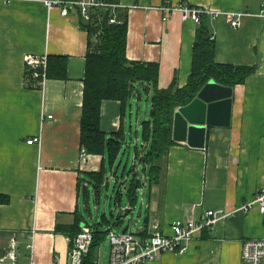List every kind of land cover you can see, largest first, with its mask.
<instances>
[{"label":"crops","instance_id":"obj_1","mask_svg":"<svg viewBox=\"0 0 264 264\" xmlns=\"http://www.w3.org/2000/svg\"><path fill=\"white\" fill-rule=\"evenodd\" d=\"M165 1L119 0L128 8L126 54L130 61L158 63L161 89L174 78L182 88L191 73L198 24L183 20L178 11L164 20ZM168 1L175 5L183 0ZM185 2L217 14L208 17L217 63L257 66V71L231 88V125L208 128L204 149L177 142L169 150L159 185L149 187L145 174L138 175V194L147 204L136 232L142 237L153 230L171 236L174 220L197 218L208 209H236L264 187V0ZM231 14H244L236 28ZM87 44L88 33L80 27L76 10L63 16L44 0H0V258L15 240L19 264H69L67 236L56 228L73 224L75 211L82 213L81 199L87 208L91 191L96 201L101 194L83 178L100 170L103 156H80ZM30 55L66 57L67 79L47 78L42 88H28ZM147 87L138 85L124 111L119 101L103 103L101 129L107 138L122 131L125 146H130L129 138L136 147L147 146L142 141V122L151 111ZM143 94L148 102L144 117L138 107L134 117ZM37 137L39 143H27ZM134 166L139 174L142 166L135 153ZM106 185L105 180L102 189ZM83 188L89 190L87 201ZM117 190L121 194L115 210L107 214L105 208L97 222L103 215L112 220L115 211L129 214L126 189ZM121 225L115 227L117 233L132 232L119 229ZM261 238L264 216L253 208L220 220L213 233L204 230L186 254L164 252L145 264H243V242Z\"/></svg>","mask_w":264,"mask_h":264},{"label":"trees","instance_id":"obj_2","mask_svg":"<svg viewBox=\"0 0 264 264\" xmlns=\"http://www.w3.org/2000/svg\"><path fill=\"white\" fill-rule=\"evenodd\" d=\"M106 1L121 4L119 0ZM112 15L117 19L114 24L103 21L102 11L94 13L90 22H83L78 14L80 27L88 33L80 144L87 153L103 156L100 170L86 172L83 180L93 187L96 195H99L105 183L106 163L108 162L110 168H114L125 141L122 131L110 138L102 131L101 109L104 102L119 101L124 111L135 92H139L138 85L148 86L146 92L152 93L150 117L142 122V141L147 146L134 147L135 158L141 164L142 173L151 187L161 183L169 150L177 144L172 137L177 109L189 105L211 80L224 87L234 88L245 83L247 78L257 71V66H234L216 62V42L209 28V15H202L196 31L192 69L186 85L182 88L177 87L174 78L167 88L161 89L158 84L160 74L158 63L130 61L127 58L128 8L118 7L114 12L111 11ZM47 60L48 79H67L66 57L48 56ZM25 79L28 88H42L38 80L32 77L27 64ZM138 175L134 173L124 185L129 212L137 207L140 200L138 190L142 184ZM88 193V189H82L86 201ZM117 194L120 196L121 191L117 190ZM115 212L111 215L112 220L103 215L102 220L104 219L105 223L101 220L89 224L81 211L76 210L73 224L58 225L56 230L74 239L82 231V225L86 223L92 229L93 241L84 264H96L99 246L106 240L110 230H115L126 217L125 213L120 216L119 212H116L118 215L115 217Z\"/></svg>","mask_w":264,"mask_h":264},{"label":"built area","instance_id":"obj_3","mask_svg":"<svg viewBox=\"0 0 264 264\" xmlns=\"http://www.w3.org/2000/svg\"><path fill=\"white\" fill-rule=\"evenodd\" d=\"M47 8L58 7L63 16H69L72 10L81 16L83 22H90L93 14L102 11L108 12L107 20L110 24L116 23V16H111L118 7H124L121 4L109 3L106 0H44ZM167 13L164 20L168 19V14L178 11L182 14L183 20H192L196 24L201 23L202 15L216 16L214 12L198 6H190L184 1L175 5L167 0L161 8ZM244 14L235 16L229 15L231 25L238 27L240 19ZM103 16V19H104ZM27 67L32 73V77L38 80V84L43 86L47 80L48 60L47 56L30 55L27 57ZM52 118V116H48ZM44 119V118H43ZM40 138L28 140V144L39 143ZM82 159L88 158L89 154L83 147L80 154ZM253 208H258L264 216V187L260 188L255 197L236 209L214 208L204 211L199 217H190L187 219H176L171 224L172 235L167 236L163 233L153 230L147 236L142 237L133 232L119 234L111 229L108 238L110 240L109 264H145L148 261L155 260L160 254L170 252L178 256L186 254L193 242L200 236L204 230L214 232L217 223L220 220H226L235 216L239 212H248ZM69 243V264H84V260L89 252L93 241L92 229L88 226L82 228V231L74 238L67 237ZM243 264H263L264 263V238L248 239L243 242L242 248ZM0 264H19L17 255V244L15 240L10 242L9 249L0 258ZM29 264H34L30 262ZM97 264V263H96Z\"/></svg>","mask_w":264,"mask_h":264},{"label":"water","instance_id":"obj_4","mask_svg":"<svg viewBox=\"0 0 264 264\" xmlns=\"http://www.w3.org/2000/svg\"><path fill=\"white\" fill-rule=\"evenodd\" d=\"M108 12L103 21L106 22ZM232 89L209 81L197 97L174 115L173 140L190 148L204 149L208 128L231 125Z\"/></svg>","mask_w":264,"mask_h":264},{"label":"rangeland","instance_id":"obj_5","mask_svg":"<svg viewBox=\"0 0 264 264\" xmlns=\"http://www.w3.org/2000/svg\"><path fill=\"white\" fill-rule=\"evenodd\" d=\"M143 99L144 100L142 101V103L135 105L134 117H136L138 113L137 107L141 109L139 114H141L144 117L143 113L146 109V104L148 103L146 96L144 94H143ZM128 142L129 143L131 142V144H129L130 146L128 145L123 146L124 149L121 155L119 156L118 163L114 166V168H110L108 162L106 163L107 175L105 180L107 185L105 186V188L102 189L101 194L98 197V200L96 201L93 191H91L90 201L87 208L85 201L83 200V198L81 199L82 213L85 215L86 220L90 224L96 223L97 221L100 220V217L104 213L105 208L107 210V214L110 213L111 208L115 210L114 206L117 203V196H118L117 189H119V187L124 189V185L128 183V181L133 177V174L135 173L132 170V168L135 167L134 166L135 146L132 144L130 138L128 139ZM138 170L140 171L139 177L140 178L143 177L141 168H139ZM122 175H124V177H122ZM124 200L126 201L125 196H124ZM146 212H147L146 202L139 200L137 207L133 209L132 212H129V214L126 215L127 218L119 229L121 228L125 229L129 227L132 232L137 234L136 232H138V229L143 224V220L146 216ZM110 248H111L110 240L107 237L106 240L99 246L96 252L97 264H109Z\"/></svg>","mask_w":264,"mask_h":264}]
</instances>
